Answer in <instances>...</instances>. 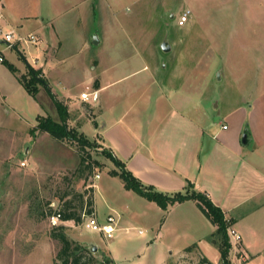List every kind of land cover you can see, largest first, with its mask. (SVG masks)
Wrapping results in <instances>:
<instances>
[{"label":"rangeland","instance_id":"374dc122","mask_svg":"<svg viewBox=\"0 0 264 264\" xmlns=\"http://www.w3.org/2000/svg\"><path fill=\"white\" fill-rule=\"evenodd\" d=\"M7 3L11 11H0V21L24 17L20 34L34 31L38 41L5 51L6 61L0 64V264H61L56 258L60 244L51 237L53 226L64 228L72 247L89 251L93 258L89 264H103L109 258L115 264H198L202 257L222 264L218 236L175 227L167 222V210L158 206L141 215L144 206L137 202L146 201L108 174L115 165L94 139V90L84 80L94 70V60L108 67L113 59L115 73L121 75L141 68L140 54L151 66L152 57L158 56L161 68L167 64L176 74L189 75L195 89L198 74L205 71L209 83L201 102L219 118L224 110L253 100L264 89V0ZM185 10L190 11L189 18L179 26ZM94 37L98 44L92 42ZM164 42L169 46L165 52ZM40 68L50 93L66 107V125L91 142V148L81 150L75 142L57 141L37 129L41 116L59 122L54 100L44 84L36 82L38 92L30 96L15 79L28 81L29 69ZM81 93L89 99H81ZM89 199L91 207L86 204ZM94 206L100 224L109 215L116 220L109 237L82 224ZM50 210L73 212L80 222H53ZM230 257L228 252L227 260L234 264Z\"/></svg>","mask_w":264,"mask_h":264},{"label":"crops","instance_id":"0c3cea01","mask_svg":"<svg viewBox=\"0 0 264 264\" xmlns=\"http://www.w3.org/2000/svg\"><path fill=\"white\" fill-rule=\"evenodd\" d=\"M1 4L0 11H11L6 0H0ZM14 17L1 20L0 30L20 34L24 17ZM5 51V47L0 50L3 58ZM141 55V68L128 73H115L113 59L108 67L94 60V70L85 76L95 95L96 114L90 111L94 139L144 186L170 195L183 193L190 185L191 190L205 195L221 210L229 225L227 235L232 230L240 236L239 241L230 236L231 261L264 264V89L253 100L230 107L216 118L201 102L209 83L205 71L198 74L195 89L189 75L184 78L167 64L161 68L158 56L152 57L151 66ZM39 73L46 80L41 68ZM15 82L21 85L19 80ZM44 87L46 90L47 82ZM121 186L124 188L123 183ZM141 199L146 201L137 202L144 206L139 209L141 215L155 211L154 202ZM166 210L167 222L187 228L186 232L204 229L207 237L215 232L216 227L193 200ZM94 213L96 216L95 206Z\"/></svg>","mask_w":264,"mask_h":264},{"label":"trees","instance_id":"16d2710c","mask_svg":"<svg viewBox=\"0 0 264 264\" xmlns=\"http://www.w3.org/2000/svg\"><path fill=\"white\" fill-rule=\"evenodd\" d=\"M10 70L14 72V68L10 67ZM31 76L28 81L26 77L19 78V82L24 87L25 91L30 96H35L38 92L35 87V83L39 82L45 85V81L39 76V71H34L29 69ZM47 93L53 98L56 111L59 115V122L52 120L50 117H38L37 118V129L42 132L49 134L52 138L57 141H72L75 142L81 150L86 148H91L92 143L89 142L82 134H78L75 130L69 129L66 125V120L68 118L66 107L54 99V96L50 93L48 87H46ZM108 160L114 163L115 169L108 172L112 177H118L126 190L135 192L137 195L145 198L148 201L154 202L162 210H166L168 206L174 205L176 203H181L187 200H193L196 202L197 207L201 213L206 217V219L216 227L215 232L211 234L210 237L218 236L220 239L219 250L221 254L222 264H229L227 260V255L230 249L229 239L227 235V229L229 227L228 223L225 221L221 210L215 207L210 200L203 194L196 193L191 190V186H187L183 193L178 192L174 194H163L155 191L152 187L144 186L139 182L130 172H128L123 163L114 158L109 152L103 151ZM83 163V160H82ZM87 206H92V200H87ZM67 210H68V205ZM94 211L89 209L87 215L92 214ZM56 216L59 221H73L74 223L80 222V216L73 212L67 211H52L48 213V217ZM64 228L62 226H53L51 237L57 240L60 244V249L57 253V260L61 264H89L92 262L93 258L86 248L80 245H75L72 247L71 241L65 236L63 232ZM54 231H58L55 233ZM211 239V238H210ZM194 248L189 247L185 251H190ZM110 259H105L103 264H110ZM198 264H211L206 258L202 257Z\"/></svg>","mask_w":264,"mask_h":264},{"label":"built area","instance_id":"2783aa9c","mask_svg":"<svg viewBox=\"0 0 264 264\" xmlns=\"http://www.w3.org/2000/svg\"><path fill=\"white\" fill-rule=\"evenodd\" d=\"M190 15V11L189 10H185L181 13V15L179 16V19L177 20V24L179 26L184 25ZM0 36H1V40L2 43L4 44V47L6 50H13L14 48H16L17 45L19 44H26V43H30V44H36L38 41V38L35 34H27V35H21L13 30L7 31V32H3L0 30ZM4 62V58L2 56H0V64H2ZM93 97H95V95H93ZM81 98L85 101H87L89 99L88 94H81ZM225 128V127H224ZM21 165H24V163H22ZM84 220L82 222V224L84 225V227L86 229H90L93 231H97L99 233H101L103 235V237H109L116 229V220L112 215L107 216L105 223L100 224L95 216V213L93 212L90 215H86L84 216ZM51 218V220L53 222H59L58 218L56 216H51L49 217ZM230 236H232L236 241L240 240V236L235 233L234 231H229L228 232Z\"/></svg>","mask_w":264,"mask_h":264},{"label":"water","instance_id":"95a60500","mask_svg":"<svg viewBox=\"0 0 264 264\" xmlns=\"http://www.w3.org/2000/svg\"><path fill=\"white\" fill-rule=\"evenodd\" d=\"M92 42H93L94 44H98V38H97V37H94L93 40H92ZM161 49H162V51H164V52L167 51V50L169 49L168 44H166L165 42L162 43V44H161ZM246 137H247L246 134H243V136H242V142H245V141L247 140ZM92 249H93L94 251L96 250L95 247H92Z\"/></svg>","mask_w":264,"mask_h":264}]
</instances>
